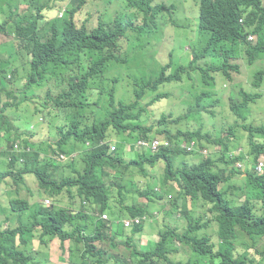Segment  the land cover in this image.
Here are the masks:
<instances>
[{"label": "clouds", "instance_id": "clouds-1", "mask_svg": "<svg viewBox=\"0 0 264 264\" xmlns=\"http://www.w3.org/2000/svg\"><path fill=\"white\" fill-rule=\"evenodd\" d=\"M216 1L235 8L253 6L261 28L243 34L235 17L208 21L202 0H0V38H4L0 41V179L5 176L7 188L0 192V264H187L195 249L179 237L189 233L191 225L198 227L191 233L197 247L207 250L216 263L262 264L260 238L249 239L239 227L222 232L219 214L213 211L214 196L197 185L182 189L173 181L163 186L167 161L147 162L164 149L177 147L178 164L214 174L219 185L229 178L243 194L239 200L243 208H252L250 220L264 219V191L258 189L264 186V155L253 157L255 151H248L245 141L255 134L264 144V0ZM75 10V18L66 16ZM35 13L50 26L31 24ZM228 20L232 27L226 32L229 49L224 62L237 67H229L230 76L217 72L203 78L198 71L179 72L181 66L189 67L194 52L216 50L210 44L214 32L209 28L225 27ZM67 22L84 32L99 26L118 29L115 40H103L104 51L86 50L85 72L80 71L79 53L48 63L47 56H35L34 46L24 41L34 31L44 42L58 32L59 43L73 30ZM240 23L245 25L246 19ZM233 39L242 45H233ZM113 41L119 48L115 54ZM255 48L262 54L251 59L247 51ZM207 63L210 58L200 62ZM214 81L217 104L204 112L203 123L215 138L222 132L229 135L235 127L241 140L229 159L220 156L221 146L206 140L179 146L172 141L179 132L176 121L196 106ZM24 107L30 112L26 121L19 112ZM71 116L91 126L101 142L79 139L75 133L84 131ZM222 117L232 122L218 128L216 122ZM21 121L25 122L17 125ZM193 126L183 128L194 132ZM70 133L74 135L69 137ZM102 148L124 156V165L99 167L101 153L96 149ZM134 159L146 162L145 175L137 176ZM40 183L61 188L63 196L46 193ZM103 187L116 195L125 187L134 213L121 207L102 212L93 199ZM81 190L92 198L81 196ZM13 199L28 202L30 209L13 212ZM55 212L67 214L68 220L56 219ZM156 222L158 229L145 236L150 252L131 245L138 232L145 231V224ZM58 226L60 231L55 230ZM28 231V236L21 235Z\"/></svg>", "mask_w": 264, "mask_h": 264}, {"label": "trees", "instance_id": "trees-1", "mask_svg": "<svg viewBox=\"0 0 264 264\" xmlns=\"http://www.w3.org/2000/svg\"><path fill=\"white\" fill-rule=\"evenodd\" d=\"M202 4L206 14L203 17L212 21L217 17H227L232 16L237 19L238 25L241 28V33L247 34L249 33L247 30L252 29L253 31H258L261 28L259 24L254 7L251 5H245L243 7L235 8L231 4L224 5L219 1L215 0V3H212L211 0H202ZM77 14V10L68 12L66 16L70 18H75ZM240 19H246L245 25L240 23ZM35 27L48 28L50 25L46 22L43 16L40 13H35L32 21L30 22ZM40 24V25H39ZM67 25L73 28L70 33L68 39H61L59 43L57 40L60 38L58 32L55 33V38L53 40H48L47 42L43 41V38L38 36L36 31L32 33V35H27L24 38V41L27 42L30 46H34V54L37 57L47 56L49 58L48 63L57 62L64 59H70L72 56L77 55L78 61L80 63V71H87L85 66L86 61V50L91 48H97L101 51H104L106 48V44L103 40L110 39L112 37L113 40L116 39L117 34L114 33L118 29H113L110 31L104 30L101 26L93 29L92 31H78L74 29V25L71 22H67ZM232 27V23L230 20L227 21L225 27L213 29L209 28L214 32L210 37V44L216 45V50L202 53L198 55L194 52V60L191 62L189 67L181 66L179 68V72L181 71H193L199 72L201 77H212L213 73L223 72L225 75L230 76L229 67L237 68L230 64L227 65L224 62V58L228 55V35L227 30ZM232 32L237 31L234 28H231ZM101 40V41H100ZM113 54L119 52V48L115 41L112 42ZM233 45H242L241 41H236L233 39ZM232 60L234 59L233 51H231ZM247 54L251 59L260 57L262 52L259 48H255L252 50H248ZM207 58L211 59V63H207L206 65L200 64L201 61L206 60ZM137 59V58H136ZM36 61V60H35ZM89 78V77H88ZM142 81L145 84H150L146 78L142 77ZM215 85L216 82L212 84L210 90L204 92L197 99L196 106H193L188 114L180 118L176 121L178 126V134L172 138L175 146L181 145L184 141L190 142L192 140H206L207 142H211L214 146H221L222 152L220 156L222 158L229 159L232 151L237 148L238 142L241 138L236 134L235 127H231L229 129L230 134L224 136V132H222L217 138L213 137V133L209 134L203 123L204 112H211L210 108H214L217 104L215 100ZM71 120L80 125V128L84 131V133L76 132L75 135L81 139H91L98 145L101 141L99 138L94 137V131L91 126L87 124H82L80 118L77 116H71ZM194 123L197 127L196 131L192 132L191 130L185 131L183 128L184 125H188ZM192 127V128H196ZM74 134L70 133L69 137H72ZM258 136L255 134H249V136L245 137V141L248 143L249 150L254 149L255 154L252 156L255 158H259L261 155H264V144L258 143ZM101 153V160L99 162V167L105 168L107 166H116L117 164L124 165V156L122 155H111L108 153V149H96ZM178 148L172 147L164 149L161 154L155 159L148 158L147 162L149 165H154L155 160L165 159L167 161V168L165 170V180L162 181L163 186L169 187L173 181L177 182L182 189H193L196 185L198 188L209 196H214L217 199V204L213 211H216L219 214V218L221 219L222 232H227L231 228L234 230L239 227L242 231H244L249 239L251 237H258L264 243V219H257L253 222L250 220V215L252 214V208L246 207L243 208V204L239 202L242 197V193L240 192L239 187L233 186L230 183V179H226L222 181L220 184V179L216 177L214 174L208 173L206 170L201 169L198 170L195 166H191L188 164L180 165L177 163L179 158L174 157L177 154ZM76 160L71 161L69 163L70 169H74ZM135 167L139 169H135V173L137 176L140 174L145 175L147 173L146 162L143 161L140 163L139 161L133 160ZM223 164H226L224 162ZM64 168H60L57 172H60ZM5 176H2L0 179V192L7 191V188L4 186L3 181ZM40 188L45 190L46 193L52 194L57 198H61L63 196V191L61 188L46 184L40 183ZM261 191H264V186L258 188ZM70 193V192H69ZM68 193V194H69ZM81 196H85L87 198H92V195L87 194L84 190L80 191ZM130 192L125 188L121 187V190L118 195L115 193H110L106 187H103L100 190L99 195L93 199V203L97 205L102 212L112 211L114 208L121 207L128 211L130 214H133V208L127 204L129 200ZM72 198H76L74 194L70 195ZM12 211L15 213H24L30 209L29 203L21 200V199H13L11 201ZM55 217L62 218L64 220H68L67 214H63L62 212H55ZM198 227L191 225V230L187 233L183 238L179 237V240L187 245H191L194 247L195 251L192 256L188 259L187 264H218L216 263L212 257H209V253L207 250L199 249L197 247L196 239L191 235V233L197 230ZM56 231H60L59 226L55 228ZM30 231L26 233H22L21 235L26 237L28 236ZM54 231H51V234H54ZM94 237H98V235H94ZM174 264V263H173ZM182 264V263H179ZM264 264V261L262 262Z\"/></svg>", "mask_w": 264, "mask_h": 264}, {"label": "rangeland", "instance_id": "rangeland-1", "mask_svg": "<svg viewBox=\"0 0 264 264\" xmlns=\"http://www.w3.org/2000/svg\"><path fill=\"white\" fill-rule=\"evenodd\" d=\"M0 41H4V38H0ZM19 112L22 114V117L25 119L28 117V115L30 114L29 112V107H24L22 109L19 110ZM25 121H21L18 122L17 125H20L22 123H24ZM232 122V120L230 118H220L217 122H216V126L218 128H221L224 123H230ZM159 175L161 176V170H158ZM151 176V175H150ZM149 176V177H150ZM155 183H153L154 185ZM160 225V223L156 222L155 226H149L148 224H145V231L144 232H138V238L137 239H132L130 241L132 246H136L141 252L143 253H148L151 251L150 249V242L148 240V238H146V235H151L156 229H158L157 227ZM184 229V228H183ZM136 232H129V235H134Z\"/></svg>", "mask_w": 264, "mask_h": 264}]
</instances>
